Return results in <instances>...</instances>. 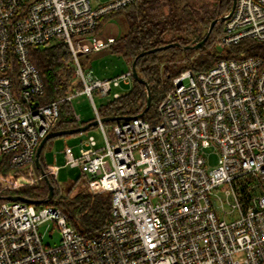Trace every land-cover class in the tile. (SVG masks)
Masks as SVG:
<instances>
[{
    "label": "built area",
    "instance_id": "1",
    "mask_svg": "<svg viewBox=\"0 0 264 264\" xmlns=\"http://www.w3.org/2000/svg\"><path fill=\"white\" fill-rule=\"evenodd\" d=\"M133 1L0 0V157L26 173L0 174L4 189L44 179L35 173L36 151L59 119L58 101L38 103L45 86L31 49L53 39L68 44L74 78L82 83L75 91L89 97L100 121L95 95L119 98L116 89L132 86L133 71L110 78L86 73L79 56L95 49L81 51L78 40L99 37V20ZM224 23L216 41L223 48L244 39L264 42V0H236ZM74 93L62 99L73 110ZM98 125L101 145L89 134L78 153L68 145L64 154L66 164L87 176L93 194L111 193L109 223L87 236L59 207L5 200L0 264H264L261 57L222 58L208 70L181 72L155 123L137 115ZM210 148L218 154L215 167H207ZM59 169L45 171L57 178ZM211 196L223 208L231 198L238 218L221 219ZM50 223L61 232L56 246L45 245L40 232Z\"/></svg>",
    "mask_w": 264,
    "mask_h": 264
},
{
    "label": "trees",
    "instance_id": "2",
    "mask_svg": "<svg viewBox=\"0 0 264 264\" xmlns=\"http://www.w3.org/2000/svg\"><path fill=\"white\" fill-rule=\"evenodd\" d=\"M232 3L233 0L206 1L204 9H200L190 3L182 5L179 0H135L99 20L94 33L101 31L111 20L119 23L120 35L109 50L123 56L130 64V68L136 61L139 76L144 78L151 90L152 103L144 114L145 119L152 123L157 121L159 103L172 87L173 79L185 70L194 72L208 70L222 58L259 56L264 60V42L252 39H244L237 45L225 47L226 50L222 53L209 51L193 55V49L184 48L194 44L197 37L202 40L207 35L212 21L231 11ZM224 25V22L215 25L202 48L208 49L217 45L216 41L223 33ZM171 43H178L180 46L149 52ZM143 52L146 53L140 56ZM30 58L38 68L45 86L38 103L59 102V119L51 131L78 128L96 119V117L88 120L77 119L71 104L67 100H62L82 87V83L74 78L73 55L67 43L53 39L44 45L35 46L30 51ZM14 65L16 68L15 60ZM146 103L147 86L134 79L128 92L121 94L119 98L102 102L97 109L101 117L137 116L145 109ZM40 161L42 167L46 169L43 150ZM24 172V168L11 167L6 158L0 163V174L6 177L17 178ZM35 173L40 174L36 163ZM50 181L54 186V196L49 202L38 205L59 207L67 215L69 223L78 232L87 236L95 234L109 223L111 193L93 194L89 190L88 179L84 173L78 176L67 194H63L56 177L50 176ZM79 183L83 184L81 186L84 189L75 193L76 185ZM15 195L30 200H45L49 195V185L45 179H41L31 186L13 190L4 189L0 181V203L7 200V197Z\"/></svg>",
    "mask_w": 264,
    "mask_h": 264
},
{
    "label": "rangeland",
    "instance_id": "3",
    "mask_svg": "<svg viewBox=\"0 0 264 264\" xmlns=\"http://www.w3.org/2000/svg\"><path fill=\"white\" fill-rule=\"evenodd\" d=\"M106 1V0H102ZM180 3L186 4L190 3L193 6L204 9L206 6V0H179ZM120 25L116 20H111L106 23L103 30L99 31V37H89L95 40V45L91 44V46H85V48L80 47L81 51L92 49H100L104 48L110 43L111 38L119 37L120 35ZM96 33V35H98ZM225 48V47H224ZM219 45H215L214 47L204 49H193V55L205 54L209 51H215L217 53L224 52V49ZM79 60L85 70L86 73H91L93 76L100 78H110L114 76L121 75L122 73L128 71L130 69V64L127 60L116 53L111 52L110 50H103L99 53L89 52L80 54ZM132 86H124L117 88L116 90L120 93H125L130 90ZM112 99V94L106 97H100L99 95H95V102L97 106L104 101ZM72 105L74 106V110L77 115H79L82 120L92 119L96 116L95 108L86 94L78 93L75 91L72 97ZM89 134H92L96 137L99 145L103 143V135L100 130V126L96 125L92 128L77 133V135L70 134L69 136H59L49 140L43 148V154L47 161V166H59V172L57 174V181L60 184L63 194H67L73 185L76 183L79 175H82V171L80 168H72L68 164H66V157L64 154V150L66 145L76 144L77 141L83 140ZM206 158H207V167H215L218 161V154L214 151L213 148L206 150ZM2 158L0 157V163ZM26 174L25 172L21 175ZM20 176V175H19ZM82 183L76 185L75 193L83 190L84 188L81 186ZM221 198L225 201V195L220 193ZM214 208L218 213L221 219H225L226 221H233L238 218L239 214L235 211L231 205V203L226 202L224 204V208L221 205V202L217 196H211ZM226 211V213H225ZM40 232L43 234L45 245L56 246L59 244L61 240V232L60 230L53 224H44L40 227Z\"/></svg>",
    "mask_w": 264,
    "mask_h": 264
},
{
    "label": "water",
    "instance_id": "4",
    "mask_svg": "<svg viewBox=\"0 0 264 264\" xmlns=\"http://www.w3.org/2000/svg\"><path fill=\"white\" fill-rule=\"evenodd\" d=\"M235 4H236V0H233L232 8H231V11L228 13V15H224L220 19H215V20L212 21V23L210 25V28H209V30L207 32V35L202 40H199V37H197L194 40V44L187 45L184 48L185 49H199V48H202L205 45V43H206L208 37L210 36L213 28L215 27V25L218 22H224L227 19V17L229 15H231V13L234 10ZM176 45L180 46V44H178V43H171V44H167V45H165L163 47H160V48H154V49L150 50L149 52H155V51L160 50V49H167L169 47L176 46ZM145 53L146 52L141 53L140 56H143ZM131 69L133 71L134 79L136 81H138V82H142V83L146 84V86H147V103H146V107L138 115V116H144V114L149 110V108L151 106V103H152L151 90H150L149 86L147 85V82L144 80V78L139 76L137 68H136V61L133 62L132 66H131ZM134 117L135 116H131V115L130 116H109V117H101L100 121L103 122V123H107V122H113V121L130 120V119H132ZM100 121L96 118L95 120L87 123L86 125L80 126L78 128L66 129V130H57V131L53 130V131H50L48 134H46L45 137L41 140V142H40V144H39V146L37 148V151H36V165L39 168L40 172L44 175V179L46 180V182L49 185V195H48V197L45 200H30L28 198L15 195V196L7 197V200L29 202V203H33V204H44V203L49 202L54 196V186L52 185V183L50 181V177L48 176V174L46 173L45 169L41 165L40 157H41V153H42V150H43L44 146L46 145V143L49 140H51V139H53L55 137L65 136V135H70V134H75V133L86 131V130L90 129L93 126L98 125Z\"/></svg>",
    "mask_w": 264,
    "mask_h": 264
},
{
    "label": "crops",
    "instance_id": "5",
    "mask_svg": "<svg viewBox=\"0 0 264 264\" xmlns=\"http://www.w3.org/2000/svg\"><path fill=\"white\" fill-rule=\"evenodd\" d=\"M106 25V24H105ZM113 39L114 38H111V40H110V43H108V45H110L111 44V42L113 41ZM91 44H96L95 43V40H93V39H91V38H89V37H85V38H81V39H79L78 40V45L80 46V47H82V48H85V46H91ZM107 45V46H108ZM103 50H109V47H106V48H102V49H99V50H91V51H89V52H96V53H99V52H101V51H103ZM89 52H87V53H89ZM86 53V54H87ZM76 113V112H75ZM79 116V115H78ZM96 117V116H95ZM79 120H82V118L79 116ZM87 137H85L84 139H86ZM83 139V140H84ZM82 140H80V141H77V143L76 144H73V145H70V144H68V145H70V146H73V148H74V151H75V153H78L79 152V144H80V142H81ZM68 145H66V146H68ZM44 155V154H43ZM44 158H45V156H44ZM45 162L47 163V161H46V159H45ZM48 167V166H47Z\"/></svg>",
    "mask_w": 264,
    "mask_h": 264
}]
</instances>
